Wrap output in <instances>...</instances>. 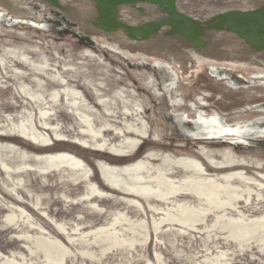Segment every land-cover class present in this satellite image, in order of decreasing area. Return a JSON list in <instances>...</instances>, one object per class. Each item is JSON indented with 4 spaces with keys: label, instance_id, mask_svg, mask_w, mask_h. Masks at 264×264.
<instances>
[{
    "label": "rangeland",
    "instance_id": "1",
    "mask_svg": "<svg viewBox=\"0 0 264 264\" xmlns=\"http://www.w3.org/2000/svg\"><path fill=\"white\" fill-rule=\"evenodd\" d=\"M67 87L103 127L97 142L63 93L52 99ZM182 158L215 183L242 174L231 182L244 198L200 199ZM140 160L142 183L123 174ZM103 163L153 189L171 168L178 191L114 188ZM94 185L107 195L88 196ZM191 209L199 222H182ZM261 220L264 0H0V264H61L34 251L40 237L67 247L63 264H264V228L229 227Z\"/></svg>",
    "mask_w": 264,
    "mask_h": 264
},
{
    "label": "bare ground",
    "instance_id": "2",
    "mask_svg": "<svg viewBox=\"0 0 264 264\" xmlns=\"http://www.w3.org/2000/svg\"><path fill=\"white\" fill-rule=\"evenodd\" d=\"M62 93L64 95V99L66 103L72 108V110H75V113L79 116L80 124H81L80 125L81 132L91 136L93 141L97 142L98 141L97 137L102 134L101 131L103 127L95 126L93 122V114L90 112V109H89L90 107L87 105L84 96L81 93H79L78 90L67 87L62 90H54L51 94V97L52 99L56 100L58 99L59 96H61ZM42 100H45V99H42ZM40 111H41V114L44 115L45 117H47L49 114L48 110L43 109ZM131 129H132V126H131ZM43 140L44 142L49 141V139H43ZM130 140L131 139L129 138L128 141ZM131 143L135 145L134 141H131ZM114 150L118 153L121 152V151L116 150L115 148ZM225 161L228 163H233L234 159L231 156L226 155ZM212 162L215 163L214 160ZM65 166L71 169L72 173H75L76 169L78 168H81V170L87 175L90 173V169L88 167H84L83 164L78 163V161L74 159H71L69 160V162H66V164H64V167ZM180 167L186 169V171H189L191 173V175H187L183 179V182L185 183L184 185H186V187H189L192 191H194L197 195H199L200 199L202 197H205L207 198V200H209V202H211L215 206L217 207L221 206L223 208L226 205L233 206L234 201L244 198L243 190L238 187L232 186V182H231V180L234 177L243 178V175L240 173L234 172V173L226 174L223 176V178L225 179L224 182L215 183L214 181L210 179L202 177L205 171L207 170H205L203 165L195 159L182 158L180 160ZM100 169H101L102 175L111 184L112 187L117 188V189H123L125 191L135 192L136 194H140L145 199H149L150 197H153V198L155 197V199L168 200L178 191L174 181L170 178V175H171L170 171L172 170L171 168L168 170L163 169L158 172V176L156 177V180H155L156 182L155 189L151 188L150 186L142 187L139 185H136V186L126 185L124 176H119L118 174L120 172L119 167H115V166H111L106 163H103V164H100ZM123 174H125V176H127L128 178H131L132 180L136 182L141 181V183L142 181H146L149 177L148 170L146 167V162L144 160H140L134 165L126 167L123 170ZM88 191H89L88 196H92L95 193H97L100 196L107 195L105 192L98 190V188L95 185L90 186ZM248 195L251 196L250 193ZM223 196H225L226 199H224ZM134 202L136 203V201ZM197 210L194 209L193 211L189 213L188 212L184 213L181 218L182 222H187V221L189 222L191 220H194L196 223L199 222V219L195 218V214L197 213ZM231 225L232 226H229V227L231 228L233 227V229L235 230H239V229L243 230L246 238H250V237L255 238L257 235L255 226L261 225L264 228V221L262 220L255 221V223H251V224H242L240 222H236ZM116 236H117L116 233L109 234L108 239H107L108 244H111L112 240L116 239ZM130 245L134 246L135 243H131ZM35 246H36V250L34 251L41 252L49 260L59 262L61 264L64 263L65 258L67 257L66 255L69 253L67 250V247L59 239H56V238H50V237L37 238L35 240ZM105 250H108V249L104 248V251ZM81 254H83L85 257L87 256V258L88 257H90L91 259L95 258V256L92 255V253L89 251H82ZM11 264H16V263L12 261Z\"/></svg>",
    "mask_w": 264,
    "mask_h": 264
}]
</instances>
